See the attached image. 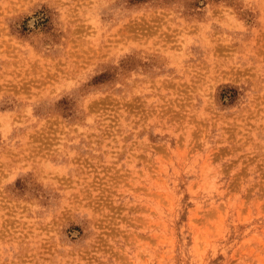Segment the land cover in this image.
Masks as SVG:
<instances>
[{"label": "rangeland", "instance_id": "1", "mask_svg": "<svg viewBox=\"0 0 264 264\" xmlns=\"http://www.w3.org/2000/svg\"><path fill=\"white\" fill-rule=\"evenodd\" d=\"M0 264H264V0H0Z\"/></svg>", "mask_w": 264, "mask_h": 264}]
</instances>
